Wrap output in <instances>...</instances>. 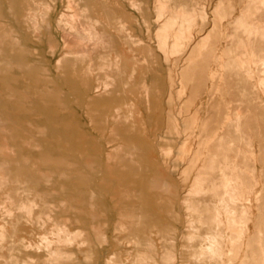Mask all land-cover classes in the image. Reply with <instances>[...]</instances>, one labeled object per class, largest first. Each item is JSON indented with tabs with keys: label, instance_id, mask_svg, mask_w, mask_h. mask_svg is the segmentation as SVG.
Masks as SVG:
<instances>
[{
	"label": "bare ground",
	"instance_id": "1",
	"mask_svg": "<svg viewBox=\"0 0 264 264\" xmlns=\"http://www.w3.org/2000/svg\"><path fill=\"white\" fill-rule=\"evenodd\" d=\"M59 1L0 0V136L7 139L0 146V158H2L0 161V213H7L5 221L11 227V231H9L6 229L5 223L0 224V247L6 242L10 243L12 241L11 238L10 242L8 240L10 232L20 231V229H17V227H20L19 224L26 223L32 228H41L38 238L36 237L37 239L34 242L29 239L30 248L37 250L34 251L35 255H30L27 259L18 261L15 258L16 254L14 256L12 253L15 245L13 247L8 245V254L5 252L7 255L4 257L5 263L3 264H79L78 262L67 261V259L73 260L76 257H73V250H66V246L70 244L72 246L74 241L79 240L78 238L84 235L85 230L80 227H74L76 229L67 228L69 224L66 223V220L68 221L69 218L62 222L58 220V213L73 208L76 210L73 223L85 227L89 226L92 229L94 225L101 223V218L104 219L103 225L107 226L109 224L108 209L102 197L92 189L97 173L91 172V167H86L85 160L92 159V162L94 160L96 162L94 164L98 166H95V168L99 170L103 166H108V164L119 163L121 167L130 169V176L131 174L134 176L137 173V168H141V161L135 159L132 148L123 150V160L112 156L110 152L116 146L121 145L119 142L115 143L117 138H115L114 133L116 131L120 129L124 132L145 131L143 122L136 120L138 106L134 103L132 96L127 97L125 95L128 93L127 86L131 84L130 80L134 75L135 68L131 67V70L127 72L125 69L127 66L124 67L122 62L124 52H122L119 44V42L124 41L130 49H133L134 45L139 44L140 40L132 38L130 27L120 19V16H116L112 18V21L106 23L95 13L92 5L90 6L87 0H65V5L57 13L55 25L52 27V12L59 5ZM128 1L138 11L141 10V1ZM105 2L107 3V0ZM180 8H178V12H180ZM188 13H180L178 17H187ZM160 16L158 15V17ZM161 17L164 18V15ZM3 26H9V28L2 30L1 27ZM117 29L123 33L125 31V35L123 36V33L117 34ZM246 29L247 27H244V30L249 33L252 30L251 28L250 31ZM53 30L61 36L64 50L60 51L58 56H55L57 44L53 42L54 40H47L45 43L47 58L41 53L44 48L41 47L43 46L42 34L45 31L52 33ZM252 31L257 32L255 29ZM259 33L263 34L262 32ZM189 39L187 40L189 41ZM176 50L179 51V49ZM169 51L171 52V50ZM246 56H248V59L241 61L240 64L237 62L238 67L248 79L255 78L254 86L264 97V56L261 55L262 57L256 58V55L254 56L253 53L250 54L249 52ZM225 64L227 65V62ZM136 91L138 97H141V95L147 96L148 86L143 80L136 86ZM74 94L76 96L72 98ZM105 102L114 103L112 110L104 109L103 111L102 108V111H98L96 106ZM109 111L113 116V121L116 122L108 125L110 138L93 135L91 130L101 128L91 125L92 120H97L95 114H98L97 117H99L100 114L105 115ZM105 119L104 117L103 121ZM107 120L109 119L107 118ZM235 120L236 130H239L241 128V114L238 113ZM155 134L152 138L140 137L141 144L143 145L145 141L156 144ZM224 145L226 144L224 143ZM71 149L74 153L69 152ZM227 149L230 151V147H227ZM246 149H249V147ZM224 151L226 152V150ZM5 153L12 155L11 160L4 157ZM136 161L137 165L135 164ZM211 166H215L213 158L211 159ZM71 169H75V171ZM147 169L150 168L147 167ZM237 169V166L233 165L230 174L227 178L225 177L226 181H223L224 186L219 184L224 187L222 195L219 194L220 196L217 198V195L215 197L213 194L215 198L210 199V204L215 211L213 219L211 218L212 221L209 219L211 223L201 222L195 227V223L190 220L189 212L197 199L196 192L192 191L182 197L187 217L184 223L187 227L186 235H184L186 239L183 241L182 247L184 248L186 243H190L194 251L186 257L181 252L180 256L184 259L181 260L180 264H218L216 259L222 249L223 238H226L228 242L235 240V248L243 244L242 237L246 229V223L250 220V215H248L249 211L242 200L249 195L245 197L243 183L240 176L236 174ZM108 171L110 170L108 169ZM158 177L157 175L146 177L148 179V182H146L148 184L147 191L153 194H172L174 192L173 186L166 179ZM65 180L72 181L73 185L64 186L62 181ZM134 181L137 180H133V183H137ZM256 182L258 183V181ZM140 184H144L142 180ZM216 187L218 189V186L215 185ZM128 190L126 193L131 198H136L142 193L139 189L129 192ZM55 191L59 192L61 196H56L52 199V202H48L46 197L51 193L55 194ZM199 191L201 192V190ZM66 196H75V202L68 203ZM5 199L10 201V203L8 202L10 205L4 203ZM202 206L206 205L203 204ZM81 207L86 209L85 211L81 209L83 213L93 210L97 219L83 216L79 211ZM126 207L128 209L127 213L125 212L126 214L113 222L111 230L113 242L117 243L118 246L122 241L126 245H132L123 253L128 259L126 264H174L176 259L173 248L174 237L172 235L174 231L169 229L140 231L139 227L148 225L150 227V225H161L162 223L152 220L147 212L146 215L143 214L138 206L127 204ZM13 211L17 213L15 214ZM221 216L225 218V221L221 219ZM175 217L177 218L176 215ZM262 223L264 224V221ZM221 225H224V230H220ZM253 226L255 227V225ZM32 228L30 229L32 230ZM235 229L239 231H234ZM103 230L93 229L92 231L90 228L91 234L88 233L87 238L82 237L83 240L86 239V245L89 244L87 245L88 248L79 250L81 259L85 261L84 264H96V261H94L97 255L96 246L108 243L106 232ZM152 232L156 233L161 241H159L161 243L159 249L155 248L149 235ZM259 234L264 239V229L259 230ZM205 241L208 242L207 245L202 244ZM83 244L85 243L83 242ZM83 244L81 243V245ZM258 247L260 256L264 259V245L260 244ZM232 249L234 250V248ZM121 254L115 253L111 257H106L103 264H121ZM234 254H230V259L235 258ZM220 264L223 263L220 262Z\"/></svg>",
	"mask_w": 264,
	"mask_h": 264
},
{
	"label": "rangeland",
	"instance_id": "2",
	"mask_svg": "<svg viewBox=\"0 0 264 264\" xmlns=\"http://www.w3.org/2000/svg\"><path fill=\"white\" fill-rule=\"evenodd\" d=\"M105 1L87 0L88 4L92 5L95 13L106 23L112 21V18L120 16V19L130 27L132 38L140 40L138 45H134L133 49H130L129 45L124 41L119 42V44L122 52H124V55L122 53V62L124 67L127 66L125 69L129 72L131 67L135 68L134 75L130 80L131 84L127 86L128 93L125 95L133 97L134 103L138 106L136 120L143 122L145 131L124 132L121 129L116 131L114 133L115 138H117L115 143L119 142L121 145L110 151L112 156L122 159L124 158L123 150L132 148L135 159L141 161V168H137V173L134 176L131 174L134 177L133 180H137L134 182L137 183H133L130 169L127 167H124V169L119 163L108 164V166H103L99 170L95 168L97 164H94L96 163L94 160L93 162L92 159L85 160L86 167H91L90 171L97 173L92 189L102 197L109 212V224L107 226L102 224L104 219L101 218V223L93 227V229L101 231L105 228L103 231L106 232L108 238V243L101 246L98 245L99 247L96 246L97 255L94 261H96V264H103L106 257H111L115 253H122L121 264L127 263L128 259L123 253L124 250H128L132 245L127 244V246L122 241V244L119 243L118 246L117 243L113 242L111 230L113 222L127 213L126 205L132 204V206H138L143 214L146 215L147 212V215H150L152 220L162 223L161 225H150L151 228L148 227L149 225L139 227L140 231H155L156 229L174 231L175 234H172L174 237L173 248L176 254L174 264H180L181 260L184 259V257L180 256L181 252L186 257L194 251L190 243H186L185 247H182V243L186 239L184 235H186L187 228L184 224L187 217L182 197L192 191L196 192L197 199L189 212L190 220L195 223V227L201 222L211 223L210 221H212L215 211L210 204V199H214L216 195L217 198L222 195L224 191L223 183L230 174L232 166L235 165L238 168L236 174L240 176L243 183L245 197L249 195L242 200V203L249 211L250 220L246 223V229L242 237L244 245L242 244L235 248V240L229 241L230 244L226 238H223L222 249L219 251V257L216 261L218 264L220 262L223 264H264V259L260 256V249H258L260 244L264 245V239L259 234V230L264 229V224L262 223L264 221V211H262L264 210V190H262L264 189V97L254 86L255 78L248 79L238 67L241 61L248 59V56H246L247 52L253 53L256 58L264 56V0H167L168 2L166 0H138L141 1L140 11L128 0H107V3ZM63 5H65V0H60L59 5L52 12V27L55 25V18L57 13L62 10ZM178 8H180V12H178ZM113 13L117 14L114 15ZM180 13H188L189 16L178 17ZM157 14L159 16L164 15V18L158 17ZM176 19L180 21L178 22ZM174 20L176 22H173ZM163 21L165 24H163ZM244 27H247L249 31L255 29L257 34L252 30L250 33L246 32ZM7 28L9 26L1 27L2 30ZM188 31L192 32L189 34ZM116 33L122 34L123 32L117 29ZM122 35H125V31ZM171 38L172 40H170ZM184 38H186V42ZM188 38H190L189 41L187 40ZM60 39L61 36L55 30L52 33L45 31L42 34L43 46L41 47H44L42 49L43 52L41 51L42 55L48 58V54L45 51V43L47 40H54L53 42L57 44L55 56H58L60 51L64 50L62 39ZM160 42L163 43L161 44ZM168 45H171L172 48ZM176 49H179V51ZM228 60L231 61L229 62ZM226 62L227 65L225 64ZM141 80L148 86L146 97L145 95L138 97L136 94V86L140 84ZM74 96L76 95L74 94L72 98ZM111 103L113 102H105L96 107L98 111H102V108L103 111L104 109L112 110L114 103ZM238 113L241 114L242 120L241 128L236 130L235 119ZM97 116L98 114H95L97 120H92L91 125L101 128L91 130V133L98 137L106 136V138H110L108 125L115 122L113 121V116L110 111L105 115L100 114L99 117ZM104 117L106 118L105 121H103ZM154 133H156L157 137H155L156 144L152 142L150 144L147 141L143 145L141 144L140 137L147 136L152 138ZM4 141H7V139L0 136V146L5 143ZM227 147H230V151H228ZM248 147L254 153L246 149ZM69 152L74 153L72 149ZM4 157L7 160H11L12 155L5 153ZM212 158L216 169L211 166ZM1 160L2 158H0ZM240 164L241 166H239ZM105 167L109 168L106 169ZM147 167L150 169H147ZM72 171H75V169ZM152 175L166 179L173 186L174 192L170 195H162L147 191V178ZM141 180L144 184H140ZM62 183L64 186L73 185L70 180L62 181ZM215 185L218 186L219 191L217 187L215 188ZM261 187L263 188L261 189ZM134 189H139L142 193L136 198H131L126 192ZM56 196H61V194L55 191V194L51 193L46 197L47 201L52 202V199ZM66 197L68 203L72 204L75 202V196ZM196 201L198 203H195ZM5 202L7 203L6 205H10L8 199H5ZM203 204L206 206H202ZM81 209L83 211L86 209L81 207L79 210L86 218L97 219L93 210L83 213ZM75 211L73 208L60 211L58 220L65 222L66 218H69L68 221L66 220V223L69 224L67 228L76 229L80 227L86 233L82 237L87 238L88 233L91 234L90 228L92 231L93 229L89 226L85 227L73 223ZM79 211L78 213H80ZM2 213H0V224L5 223L6 229L11 231L10 225L5 221L7 213ZM13 213L16 214L17 212L13 211ZM221 219L225 221L223 216H221ZM27 225L26 223H23V225L19 224L18 226L20 227H17V229H20V231L10 232L8 240L10 242L12 239V241L10 243L6 242L5 246L0 247V264L5 263L4 257L8 254L7 248L10 245L12 247L15 245L13 249H16H12V253L14 256L16 254L17 257L15 256V258L18 261L25 260L28 256L36 254L37 250L30 248L29 243L30 241L34 242L38 238L41 228H32ZM221 226L220 230H224V225ZM234 231L239 230L235 229ZM149 235L154 242L155 248L159 249L161 241L158 239L157 234L152 232ZM82 237L74 241L76 244L73 242L72 246L71 244L66 246V250H73V257H76L73 260L67 259L68 262L85 263L81 259L79 250L88 248L87 245L89 244L87 243L86 245L87 241L86 239L84 241ZM258 243L259 245H257ZM202 244L207 245L208 242L205 241ZM123 246H126L125 249ZM231 253H235V258L232 257V260L230 259Z\"/></svg>",
	"mask_w": 264,
	"mask_h": 264
}]
</instances>
